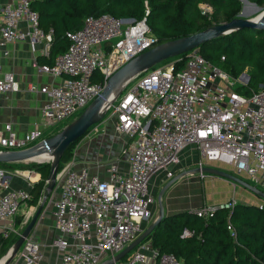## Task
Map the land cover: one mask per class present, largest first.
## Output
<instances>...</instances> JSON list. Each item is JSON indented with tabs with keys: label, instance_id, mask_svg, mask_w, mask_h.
I'll list each match as a JSON object with an SVG mask.
<instances>
[{
	"label": "built area",
	"instance_id": "1",
	"mask_svg": "<svg viewBox=\"0 0 264 264\" xmlns=\"http://www.w3.org/2000/svg\"><path fill=\"white\" fill-rule=\"evenodd\" d=\"M33 1L15 0L1 8L0 58L3 46L15 41L43 44L48 52L53 31L40 28L38 14L31 7ZM199 9L206 16L212 13L205 4H199ZM148 13L146 10L145 15ZM21 22L28 25L26 30L20 29ZM65 38L66 51L52 65L39 67L53 77L67 76L57 85L40 89L46 98L41 109L44 129L82 114L117 70L158 45L145 18L135 21L109 14L86 17L82 27L67 32ZM184 55L128 80L108 107L114 114L115 132L128 138L122 158L127 169L113 160L107 166V177L101 178L85 167L76 168L74 159L66 162L57 172L61 187L53 211V226L59 236L48 244L28 236L15 251L13 243L0 257V264L8 258L6 264H182L173 253H160L150 241L140 242L125 260H113L153 220L152 177L160 173L173 177V166L180 163L186 149L196 154L197 168L182 175L196 173L204 178L203 167L218 162L245 173L256 187L264 186L263 85L240 94L236 88L248 82L244 84L239 77L233 79L212 66L197 49ZM180 61H184L183 67L176 69ZM16 90L12 74L0 75V98ZM41 135L35 130L19 137L6 124L0 132V147L2 151L29 150L41 144ZM11 174L20 175L17 170L0 167L2 238L20 235L16 217L25 224L33 213L30 191L13 188ZM216 206L205 205L192 212L207 216ZM190 234L183 230L181 236ZM44 248L53 251L48 259Z\"/></svg>",
	"mask_w": 264,
	"mask_h": 264
},
{
	"label": "trees",
	"instance_id": "2",
	"mask_svg": "<svg viewBox=\"0 0 264 264\" xmlns=\"http://www.w3.org/2000/svg\"><path fill=\"white\" fill-rule=\"evenodd\" d=\"M247 1L264 7V0ZM199 4L211 7V15H203ZM31 7L38 14L40 28L45 32L53 31L51 54H62L68 47L65 34L79 30L88 16L109 14L135 21L145 18L158 44H163L238 18L242 4L240 0H34ZM197 51L233 79L242 73L249 76L246 85L236 88L238 93L249 94L259 85L264 87V30L242 29L201 45ZM183 65L184 61H180L176 69ZM79 140L61 155L57 171L72 158V149ZM15 163L0 162V167L13 168ZM31 166L41 175L29 201L30 206H35L48 178L50 164L33 163ZM216 205L207 216L199 217L189 210L164 214L144 241H150L160 253H173L182 264H264V207L245 202H236L232 207ZM21 220L20 216L16 217L17 226ZM183 230L191 234L182 237ZM18 237V234L7 238L0 235V255Z\"/></svg>",
	"mask_w": 264,
	"mask_h": 264
},
{
	"label": "crops",
	"instance_id": "3",
	"mask_svg": "<svg viewBox=\"0 0 264 264\" xmlns=\"http://www.w3.org/2000/svg\"><path fill=\"white\" fill-rule=\"evenodd\" d=\"M14 1L15 0H0V10L5 5L13 4ZM240 2L242 4V9L240 13H243V17L245 19H252L256 17L264 9V7H259L253 3H250L249 1L244 2L243 0H240ZM258 8H260V11H258ZM19 27L22 30H26L28 28V25L25 22H21ZM53 38H54V34H53ZM53 38L47 53H45L44 51L43 44H37L35 46H32V44L28 41H15L12 43H7L3 46L2 48L3 54L0 58V68H1L0 75L3 76L4 74H12L14 76L17 90L8 91L0 98V132L3 133L4 126L6 124H9L12 130L19 137H22L23 135L29 132L40 130L42 132L40 140L46 139V138L42 139V137L46 134V131L51 127L44 129L43 126L41 109L45 103L46 98L43 94L40 93V89L44 86L50 87L52 85H57L63 79L67 78L66 75L53 77L39 70L40 66L52 65L55 59L61 55V53L51 54V50H52L51 47L54 41ZM57 125L53 127H56ZM112 130L115 131L114 124H112ZM98 131H99L98 128L97 131L91 129L85 135V137H83L82 140L80 141V144L82 141H86L85 142L86 144L85 145L81 144L82 147H80L77 151L73 152V156L70 160L74 159L75 167L76 168L85 167L91 174H96L101 178H106L107 177L106 169L109 162L113 160H118L119 167L123 170H126L127 163L124 161V159L118 157V154L120 149L124 145L125 141L127 140L128 142V138L122 134L120 135L124 136V138H118L119 136L118 133L117 134L115 133L118 136L108 138L106 137L107 135H105L106 133L100 134L98 133ZM2 150L3 149L0 147V151ZM193 160H194V164H196V157ZM28 161H33V160L16 162L13 168H9L6 170L10 172L17 170L20 173V175H12V174L9 175L11 186L13 188L27 189L31 193L33 187L41 179V175L38 172V170H36L35 167L31 166V164L30 165L24 164V162H28ZM182 170L183 169L181 168L176 169V171H180L179 175L177 176L179 180L178 182L174 180L169 185L168 183L172 179L169 180L168 178L165 177L163 173L156 174L151 179L150 191L153 195H154V190H156L157 187L159 186V181L161 180L160 179L161 177H163L164 180L167 179L169 180L163 183L164 188L168 186L167 190H170V192H167V195H165V198L162 197V199H165L163 205L164 214H172L179 211H187L194 207L207 205L205 200L201 198V193H200V190L202 188L201 180L196 175L195 176L182 175L181 174V172H183ZM177 177L173 179H177ZM181 182H184L185 185H187L186 182H191L194 185V188H190L189 190L186 191L181 190L182 192H179V190L174 189V187L176 184L178 185ZM46 187L47 185L45 182L37 204L35 206H30L29 204V207H31L32 212L36 211L39 206L42 207L43 205L42 200L45 198L46 194H48L49 191L47 190ZM59 195H60V191L58 197ZM216 204L219 203L215 202L214 204L211 205H216ZM53 211H54V204H53ZM41 224L43 228L45 223H41ZM26 225L27 223L23 224L22 220L18 226L16 224L18 228V232L21 233ZM50 225L52 228L51 229L52 234L50 235V237L52 235H53L52 238L59 236L58 231L53 226V217ZM41 231H42L41 234L42 236L40 238H43L44 241L47 243V241H49L47 240L49 237L47 235L48 232L44 231L43 229H41ZM12 235H17V234L14 233ZM43 250L46 255V259H48V257L50 258V256L53 254V251L50 249L44 248ZM3 255H0V257H2Z\"/></svg>",
	"mask_w": 264,
	"mask_h": 264
},
{
	"label": "water",
	"instance_id": "4",
	"mask_svg": "<svg viewBox=\"0 0 264 264\" xmlns=\"http://www.w3.org/2000/svg\"><path fill=\"white\" fill-rule=\"evenodd\" d=\"M247 2V0H243ZM260 11V8H258ZM242 29H257L264 30V9L254 18L245 19L243 17V13L238 15V18L227 22L221 23L218 25H214L204 31L182 37L176 40H172L163 44H158L154 48L138 55L137 57L130 60L124 66H122L119 70H117L107 82V85L100 93V95L84 110L80 116L76 118L74 122L64 128L60 133L45 139L41 142L40 145L31 148L25 151H0V162H19V161H27L34 160L35 156L39 155L44 151H51L54 154V159L50 162V172L47 178V190L53 188L57 175L58 162L60 160L61 155L68 149V147L79 140L82 136H84L88 130L94 126L106 113L103 110L105 102L108 100L111 93L116 89L123 81L126 82L123 84L122 88L119 90L118 94L124 88L125 84L131 78L138 76L156 65L181 56L185 53H188L192 50L198 49L201 45H204L212 40H215L219 37L226 36L230 33L242 30ZM239 79L246 84L249 80V76L246 73H242L239 76ZM117 94V96H118ZM116 96V97H117ZM41 162V161H36ZM203 171L206 173H210L213 175H218L225 177L233 182H238L242 184L244 187L250 189L259 197L264 200V191L252 185L248 182H245L238 177L228 174L224 171H221L217 168L213 167H203ZM175 179L171 180L174 181ZM165 189V188H164ZM163 189V190H164ZM160 192L158 199L161 201L162 192ZM41 206L37 208L35 213L33 214L30 221L27 223L23 231L20 233L19 237L14 243L15 251L23 242V240L29 236L30 230L34 225L38 215L40 213ZM164 212L163 209L160 208L158 216L153 220V222L146 227L129 245H127L120 253H118L113 261H119L124 256H126L132 249H134L140 242L146 240L156 226V224L163 217ZM10 258L5 260L6 264ZM110 260L109 263H111Z\"/></svg>",
	"mask_w": 264,
	"mask_h": 264
},
{
	"label": "rangeland",
	"instance_id": "5",
	"mask_svg": "<svg viewBox=\"0 0 264 264\" xmlns=\"http://www.w3.org/2000/svg\"><path fill=\"white\" fill-rule=\"evenodd\" d=\"M79 115H80V113L76 114L71 119L58 124L56 127H51L50 129H48L46 131V134L42 137V139L43 138L47 139V137L50 138V137L60 133L64 128H66L68 125H70L72 122H74ZM114 122H115L114 114H113L112 110L109 109L106 111L104 116L93 127H91V129L97 131V128H98V130H99L98 133H100V134L106 133L105 135H107L106 137H108V138L118 136V135H119L118 138H124V136H121L120 134L116 135L117 133L112 130V124H114ZM81 140H79L77 142L75 147L72 149V152L77 151L80 147H82V145L86 144L85 143L86 141H82L81 142L82 145H81L80 144ZM127 146H128V142L126 140L124 145L122 146V148L119 151L118 157L124 158V151L128 148ZM195 157H196V154H194V152L191 151L190 149H186L185 151H183L181 154L180 163L176 166H173L174 176L170 177L168 179L173 180V178H175L179 175L180 171H176L177 168L183 169L182 170L183 172L186 170H191V169L197 168V165L194 164V160H193ZM186 160H188V161H186ZM50 162H44L43 161V162H39V164H45V163L50 164ZM33 163H38V162H33V161L24 162L25 165H30ZM205 167L217 168V169L224 171L228 174L234 175V176L238 177L239 179H241L245 182L256 185L255 183H253L248 178V176L245 173H237L233 169V167L230 165H225V164H221L218 162H211L208 165H206ZM183 172H181V173H183ZM183 175L184 176L185 175H190V176L196 175V176H198V178L201 180V187H202V188L200 187L201 188V190H200L201 198H203L205 200L207 205L214 204L215 202L222 204V203H227L229 201L245 202V203H251V204L264 203V200L261 197H259L257 194H255L253 191L244 187L242 184H240L238 182H233V181H231L225 177L213 175L210 173H207L204 178L199 177V175H197L196 173L183 174ZM160 179L161 180L159 181V186L157 187L156 190H154L155 201L153 203V220L158 216L160 208H162V209L164 208L163 205H164L165 199H162V197L165 198V195H167V192H170V190H167L168 186L167 187L165 186L166 188L164 189V185H163V183H165V181H169V180L168 179L164 180L163 177H161ZM178 180H179V178L177 177V179H175V181L178 182ZM186 184L187 185H185L184 182H181L178 185L176 184L174 189H177V190H179V192H182L181 190L186 191V190H189L190 188H194V185L191 182H186ZM60 187H61V181H60V178L58 177V175H56L55 184H54L53 188L48 191V194H46L45 198L42 200L43 205H42L41 211L38 215V219H36L37 220V221H35L36 223H34V225L32 226V228L30 230L29 237L38 241L40 244H43L45 242L43 238H40L42 236L41 235L42 234L41 229H43L44 231H47L48 232L47 235L49 236L47 239L49 241H47V243L45 242L44 244H48L52 239L53 235L50 237V235L52 234V232H51L52 228H51L50 223H51V220L53 217V204H54V201L58 197ZM257 187L259 189H261L262 191H264L263 185L257 184ZM162 190H163V192H162L161 201H160V199H158V196ZM202 206H205V205H202ZM196 208H199V207H194V208L190 209L189 211H192L193 209H196ZM34 212L32 213L30 219L32 218ZM163 212H164V209H163ZM30 219L28 220V222L30 221ZM153 220H150L146 223L145 229H146V227H148L153 222ZM41 223H45L43 228H42ZM133 251H134V249H132L128 254H131Z\"/></svg>",
	"mask_w": 264,
	"mask_h": 264
},
{
	"label": "bare ground",
	"instance_id": "6",
	"mask_svg": "<svg viewBox=\"0 0 264 264\" xmlns=\"http://www.w3.org/2000/svg\"><path fill=\"white\" fill-rule=\"evenodd\" d=\"M126 82L123 81L114 91L111 93L109 96L108 100L104 104L103 110L106 111L108 107L114 102L119 90L122 88L123 84ZM54 159V154L51 151H44L40 153L39 155L35 156L34 160L35 161H41V162H50Z\"/></svg>",
	"mask_w": 264,
	"mask_h": 264
}]
</instances>
